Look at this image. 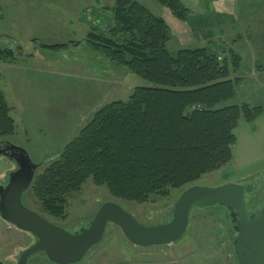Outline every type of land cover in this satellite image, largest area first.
<instances>
[{
    "label": "rangeland",
    "instance_id": "rangeland-1",
    "mask_svg": "<svg viewBox=\"0 0 264 264\" xmlns=\"http://www.w3.org/2000/svg\"><path fill=\"white\" fill-rule=\"evenodd\" d=\"M139 1L168 25L171 39L167 50L171 54L206 48L229 60L231 79L239 83L228 105L264 108V0H183L190 10L186 20L176 19L155 0ZM115 2L0 0V49L21 48L14 61L0 59V86L16 123L15 134L0 142L24 148L37 164L44 161L35 179L60 158L65 146L98 110L127 100L136 87L152 86L124 67L106 59L98 62L85 44L90 27L106 32L113 25L110 10ZM39 43L76 44L67 50L47 51ZM231 50L242 58L236 72L231 67ZM234 133L237 143L227 165L172 189L167 197L153 196L144 204L118 200L90 178L79 192L66 196L62 217L45 212L32 187L24 195V204L72 233L86 228L107 202L119 203L143 225L154 226L171 220L179 198L190 187L216 188L235 183L253 188L247 194L250 215L264 206V113L253 124L241 117ZM16 169L13 162L0 157V186L7 184ZM236 226L226 208L198 207L192 210L188 232L180 240L143 248L133 245L118 226L111 225L102 242L85 257L84 264H239L233 246ZM36 242L34 234L0 216L2 264H19L23 252ZM27 264L52 263L41 252L30 257Z\"/></svg>",
    "mask_w": 264,
    "mask_h": 264
},
{
    "label": "trees",
    "instance_id": "trees-1",
    "mask_svg": "<svg viewBox=\"0 0 264 264\" xmlns=\"http://www.w3.org/2000/svg\"><path fill=\"white\" fill-rule=\"evenodd\" d=\"M155 1L178 20L189 17L183 0ZM110 13L113 25L106 32L91 28L85 39L91 56L124 67L152 86L136 87L127 100L98 110L60 158L36 177L32 190L55 217L64 215L66 196L90 178L118 200L144 204L153 196L167 197L172 189L227 165L241 117L253 124L264 113L262 107L227 104L239 83L231 79L227 58L206 48L171 54L168 25L136 0H116ZM75 44L39 46L61 51ZM19 53L21 48L0 49V59L14 61ZM229 53L236 72L242 58ZM15 132L0 86V139Z\"/></svg>",
    "mask_w": 264,
    "mask_h": 264
},
{
    "label": "water",
    "instance_id": "water-1",
    "mask_svg": "<svg viewBox=\"0 0 264 264\" xmlns=\"http://www.w3.org/2000/svg\"><path fill=\"white\" fill-rule=\"evenodd\" d=\"M13 162L17 170L10 174L6 186H0V216L16 228L32 233L37 242L25 250L19 264L45 253L52 264H84L85 257L102 242L111 225L137 247L169 245L188 232L191 212L198 207L221 206L239 220L233 242L239 264H264V206L259 216L250 218L247 193L252 187L235 183L216 188L193 186L179 198L168 223L145 226L117 202L100 207L88 227L75 233L53 224L24 204V195L32 187L36 172L44 165L35 163L22 147L9 141L0 142V157ZM0 264H2L0 262Z\"/></svg>",
    "mask_w": 264,
    "mask_h": 264
},
{
    "label": "flooded vegetation",
    "instance_id": "flooded-vegetation-1",
    "mask_svg": "<svg viewBox=\"0 0 264 264\" xmlns=\"http://www.w3.org/2000/svg\"><path fill=\"white\" fill-rule=\"evenodd\" d=\"M10 174H11V173H10ZM9 179H10V175H9L8 181H9ZM7 183H8V182H7ZM6 185H7V184H6ZM6 185H3V186H6ZM260 211H261V209L256 210L255 212H251L249 216H250L251 218H256L257 216H259ZM236 217H237V216H235V218H234V222H235L237 225H239V220H238Z\"/></svg>",
    "mask_w": 264,
    "mask_h": 264
},
{
    "label": "crops",
    "instance_id": "crops-1",
    "mask_svg": "<svg viewBox=\"0 0 264 264\" xmlns=\"http://www.w3.org/2000/svg\"><path fill=\"white\" fill-rule=\"evenodd\" d=\"M136 1H138L139 3H140V1L139 0H136ZM214 1V0H213ZM206 2H208L207 0H206ZM90 29H91V27H90ZM91 54V53H90ZM86 56L89 58V59H91V57H89V55H88V53H87V51H86ZM95 60H97V59H95ZM98 62H100L99 60H97ZM102 74H100V76H101ZM104 75H105V77H102V78H107L106 77V72H104ZM94 77L95 76H91V79H94ZM100 80H102L101 78H100Z\"/></svg>",
    "mask_w": 264,
    "mask_h": 264
}]
</instances>
